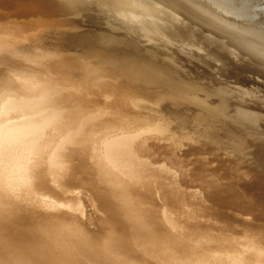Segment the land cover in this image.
<instances>
[{
	"label": "bare ground",
	"instance_id": "6f19581e",
	"mask_svg": "<svg viewBox=\"0 0 264 264\" xmlns=\"http://www.w3.org/2000/svg\"><path fill=\"white\" fill-rule=\"evenodd\" d=\"M222 1H213L218 10L211 0H0V264L73 262L71 256L61 255L65 252L58 245L70 248L79 264H106L98 262V249L109 252L108 260L113 257L116 264H140L151 258L147 251L157 252L151 250L156 243L144 245L150 237L140 239L137 219L134 224L129 220L136 218L134 211L124 209L126 203L118 194L130 192V185L138 188L137 197L145 202L142 216L157 221L160 231L154 234L159 239L168 227L173 237L167 240L190 256H203V264L226 263L229 256L224 261L219 257L229 248L237 258L245 256L232 241L213 236L211 227L203 224L211 220L200 216L212 208L221 211L222 206L253 216L258 195L236 191L222 176L241 162L239 152L247 153L245 166L254 173L264 170V18L256 23L246 19L251 23L247 24L241 16L246 26L235 25L240 16L232 13L231 19V8ZM221 10H227L231 23L222 20L226 13L219 18ZM59 73L71 75L75 88L91 89L90 98L74 96L69 88L70 93L52 92L62 87L63 82L56 80ZM39 147L44 152H37ZM72 147L89 149L92 167H105L118 158L115 176H109L114 180L105 182L100 175L106 184L101 183L94 175L99 170L92 167V178L98 181L88 172L80 176L88 167L86 159L71 151L62 156ZM58 156L63 157L58 162H64L65 176L51 172L48 167L53 165H40L55 162L52 159ZM34 172L38 184L56 178L62 186L69 185V195L49 190L54 183L42 184L38 189L43 193L35 194L37 187L30 192L31 182L37 184ZM81 183L93 189L88 204L94 214H85L87 230L76 189ZM185 185L197 187L200 195L190 198ZM139 186L147 189L142 192ZM205 198L210 206L202 209L199 200L205 203ZM111 207L118 216L130 214V222L124 217L120 224L117 219L121 229L104 233L92 229L102 216L105 220L115 213ZM112 221H102V226L110 228ZM235 226L248 233L245 225ZM254 244L264 256V239H255ZM93 246L97 249L90 252ZM80 247L89 250L84 254L91 263L87 258L83 262V253L78 255ZM245 260L246 256L237 263H254Z\"/></svg>",
	"mask_w": 264,
	"mask_h": 264
},
{
	"label": "rangeland",
	"instance_id": "374dc122",
	"mask_svg": "<svg viewBox=\"0 0 264 264\" xmlns=\"http://www.w3.org/2000/svg\"><path fill=\"white\" fill-rule=\"evenodd\" d=\"M213 1H219V3L222 1V0H211V2L213 3ZM224 2H225V0H223ZM222 1V2H223ZM230 1V0H229ZM228 0L224 3L228 8H231L232 9V11H231V9H229L228 11L229 12H231V13H229L230 15L233 13L235 16L236 15H238V17L240 16V18H235L234 20H238V21H240L241 19H242V17L244 16V20L245 21H247L248 19H250V21H254V23H256L255 21H258V20H261V19H263L264 18V0H231L230 2L232 3V4H229L230 2H229ZM227 2H229V3H227ZM216 3V2H215ZM213 5H214V7L216 6L214 3H213ZM234 8V10H233V8ZM216 8H217V6H216ZM220 9H221V7H219ZM215 10V8H212V10ZM218 9V8H217ZM216 9V10H217ZM219 10V9H218ZM225 11V12H224ZM213 12H215V11H213ZM217 12L218 11H216L215 13L217 14ZM220 12V13H219ZM218 12V14L217 15H219V14H221L222 12H223V14L224 13H226V14H224V18L225 19H223L222 18V20H228V21H230V23H231V19H232V17L234 16L233 14V16L231 15V19L229 20L227 17H228V13H227V10H221V11H219ZM228 14V15H227ZM227 15V17H225ZM242 16V17H241ZM222 17V15H219V18H221ZM237 17V16H236ZM240 19V20H239ZM247 19V20H246ZM237 20H236V22H237ZM245 21H240V23L239 22H237V23H239V24H235V25H243L242 24V22H244V25L243 26H246L245 25ZM253 23V24H254ZM232 24H234V21H232ZM247 24H251V23H249V21H247ZM55 37H57V36H55ZM129 39V38H128ZM157 51H159V52H161L160 50H157ZM163 51V50H162ZM160 56H164L163 54H159ZM54 76H56V75H54ZM57 76H58V78H56V80H58L59 82L61 81V82H63V84H62V87H57V88H55V89H53L52 90V92H56V91H65L66 93H70V92H68V88L70 89V91L72 90L73 91V95H74V93H76V94H78V95H81V96H84V97H86V98H90V95H91V89L89 90V91H87V90H85V89H83V88H75L70 82L72 81V79H70V78H72V76L71 75H69V74H66V75H64V73H59V74H57ZM60 77V78H59ZM77 89V91H75ZM75 96V95H74ZM77 98V97H76ZM90 103V102H89ZM46 132H48V131H46ZM88 136L89 135H91V134H87ZM85 146L87 145V144H84ZM204 147V146H203ZM42 148H38L37 149V152H39L40 150H41ZM69 149V148H68ZM72 149H73V147H72ZM74 149L76 150V148L74 147ZM70 150L69 149V151H67V150H64V152L66 151L67 153H62V154H60V155H62L63 157H64V155H66V154H68L70 151L72 152V154H74V155H76V156H80V158H81V160H84V159H86L85 161H83V163H84V166L85 167H87L88 165H92L91 163H92V159L89 157V156H87V155H89L87 152L89 151V149L87 150H85V148L83 149V148H77V151H75V150ZM80 149H82L81 151V153L79 152L80 151ZM220 149V148H219ZM42 152H44V150L42 149L41 150ZM46 151V150H45ZM84 151L87 153V154H85L84 153ZM48 152H50V151H48ZM77 152V153H76ZM80 153V154H79ZM111 153V152H110ZM201 153V152H200ZM82 154H83V156L85 155V157H83L82 156ZM202 154V153H201ZM111 155V154H110ZM36 156V155H35ZM34 156V157H35ZM62 156H60V158L62 157ZM91 156V155H90ZM239 156V157H238ZM63 157L60 159L59 158V156H58V160L57 159H52V160H55V162H52V161H48V162H45V161H43V162H40V165L42 166V168L43 167H45V166H43L44 164H46V165H48V164H50L51 166L53 165L54 166V169H55V167L56 168H59V170L57 169V171H56V169L54 170L53 169V166L52 167H50L49 165V167H48V169H50L51 170V172H53V171H55L56 173H59V172H61V175L63 174L64 176H65V174L64 173H62V170L63 169H65L63 166L65 165L64 164V162L62 163V164H60L58 161H64L63 160ZM83 157V158H82ZM88 157L91 159V161H88L87 159H88ZM94 157V156H93ZM111 157V156H110ZM206 158L207 157H209V158H211V155H206L205 156ZM204 157V158H205ZM237 158H239V160L241 161L240 163H238V165L235 167V168H232V170H228L229 172H226L227 173V175L226 176H222L223 174H222V172H220V170H221V167L220 168H217V169H219V170H217V172H219V174H220V178H221V176H222V178L225 180V181H227L228 183H231L232 185H234V189L236 190V191H238L239 189V191L238 192H241V193H244L245 195H251L252 194V196L253 197H255V196H257V199H256V197H255V199H254V201H253V203L255 204V206H253V208H254V213H252V215L253 216H251V215H246V212L244 213V214H240L239 212H236L235 210H233L232 208H228L227 209V207H225L224 208V206H222V209H221V211H227L228 213H226L225 215H223L222 213L223 212H221V211H217V210H213V208L212 207H210V208H212L211 209V211H210V213H207L206 212V214H204V215H202V213H200L199 215L200 216H203V217H205V218H208V220L210 219L211 221H207V222H204L203 224L206 226V224H207V226L206 227H211V229H212V233H213V236H215V237H220L221 238V236L223 237V238H225L227 241H232V242H230L234 247H235V249H236V251H243V252H245V256H246V259L248 260V261H250V260H252L253 259V264H264V256L262 255V253H260V251H258V250H255L256 249V246H255V244H254V240L256 239H259V238H262V239H264V231H261V230H263V224L261 225V224H259V223H261L260 221H264V170H257V172H255L254 173V171H252L248 166H245L246 164V160L249 158V156L247 155V153L245 152V154H244V152H239L238 153V155H237ZM245 158V159H244ZM50 159V158H49ZM48 158L46 159V160H49ZM89 159V160H90ZM113 159V158H112ZM112 159H111V161H112ZM34 160L37 162V160H36V158H34ZM51 160V159H50ZM117 160L119 161V159L117 158L116 159V161L113 159V161H115L114 163H115V165H114V163L113 162H109V164H110V166H108L109 164H106L105 165V167H108V168H105V167H102V168H100L97 164H95V166H88L87 167V169L90 167H92V169L94 170H99V172L97 173L95 170V176L98 174V180L101 182L103 179L105 180V182H106V179H108V181L109 180H114L113 178L111 179L109 176L112 174V173H114L115 174V171H116V169L117 168H113V167H117L118 166V162H117ZM66 161V160H65ZM77 161V160H76ZM51 162V163H50ZM56 162H57V164H56ZM86 162V163H85ZM87 162H89L88 164H87ZM107 163H108V161H106ZM42 163V164H41ZM48 163V164H47ZM59 163V164H58ZM81 163V162H80ZM111 163H112V166H111ZM242 163H243V165H242ZM57 166H56V165ZM78 164V163H77ZM59 165H60V167H59ZM75 165V164H74ZM236 165V164H235ZM80 166V168L82 167L83 168V170H84V166H82L81 164L79 165ZM240 166V167H239ZM111 167V168H110ZM247 167V168H246ZM46 168H47V166H46ZM45 168V169H46ZM81 168V169H82ZM89 168V169H90ZM109 168H110V170H109ZM237 168H238V170H237ZM38 169H40L39 167L37 168V171H38ZM47 169V171L46 172H50V170H48ZM86 168H85V172H84V174H82L83 172H81V173H79V175L80 176H83V175H87V172L88 173H91V172H93L94 173V171H92L91 169L89 170H87ZM100 169H103V170H100ZM104 169H106V170H104ZM113 169V170H112ZM248 169V170H247ZM53 170V171H52ZM115 170V171H114ZM234 170V171H233ZM101 171V172H100ZM102 171H104L106 174H107V176H108V178H107V176H105L104 175V172L102 173ZM114 171V172H113ZM243 171H245V172H243ZM35 172H36V169H35ZM34 172V176L33 177H35V180L37 179L38 180V177H36V173ZM50 172V173H51ZM231 172V173H230ZM236 172V173H235ZM246 172H247V176H248V178H247V180H245L246 179ZM93 173H91L92 174V176H91V178L92 177H94L93 176ZM102 173V174H101ZM110 173V174H109ZM232 173H233V175H232ZM234 173H235V175H234ZM260 173V174H259ZM60 174V173H59ZM82 174V175H81ZM117 174H119V173H116V175ZM262 174V175H261ZM102 176V178L101 177H99V176ZM104 175V176H103ZM113 175V174H112ZM261 175V176H260ZM37 176H38V174H37ZM72 176V175H71ZM113 176H115V175H113ZM246 176V177H245ZM118 177H119V175H118ZM118 177H116V178H118ZM234 177V178H233ZM235 177H236V179H235ZM259 177V178H258ZM72 178V177H71ZM97 178V176L95 177V179ZM101 178V179H100ZM54 179H56V178H54ZM54 179H51V181H47V182H44V181H42V182H39V184H38V181H37V184L35 183V182H31V185H30V192L32 191V193L34 192V190L33 189H35V187H37L36 189H35V194H37L36 192V190H39L38 188H43V186L45 185V183H47L46 185H51V184H53L52 185V188L51 189H49V190H54L53 192L56 194V192H55V190H57L58 192L57 193H62L63 195H66V193H68V195H69V192H70V190L72 189V188H70V186L69 185H66L67 187H65V183H63V186L61 185V183L59 184L58 182H55L56 180H54ZM92 179H94V178H92ZM94 179V180H95ZM248 179H250V181L248 180ZM53 180H54V182H53ZM71 180V179H70ZM98 180H95V181H98ZM103 180V181H104ZM118 179H116V181H117ZM252 180H253V183H251L252 182ZM72 181V180H71ZM101 182V183H104V182ZM220 181H221V179H220ZM237 181V182H236ZM243 183H242V182ZM246 181H247V183H246ZM259 181V182H258ZM44 182V183H43ZM49 182H51V183H49ZM99 182V183H100ZM245 182V183H244ZM35 184V185H33V184ZM137 183V182H136ZM242 183V184H241ZM250 183V184H249ZM42 184H44V185H42ZM56 184V185H55ZM59 184V185H58ZM84 183H81V185H82V191H81V189H80V186L81 185H77L76 186V189L78 190V193L80 192L81 194H79L80 196V201L82 202V207L81 208H79V209H83V213H82V222H84V224H83V226H85L86 224H85V222H86V219H87V217L89 216V215H93L94 213H92V212H94V211H92V209H89V207L90 206H92L91 204H88V203H90V200H91V198L93 197V194H92V188L91 187H87V184L85 183L84 185H83ZM104 184H106V183H104ZM125 184H127L128 185V182L127 183H125ZM242 186H241V185ZM253 184V185H252ZM259 184H260V186H259ZM41 185H42V187H41ZM54 185H55V187H54ZM57 185H58V187H57ZM229 185V184H228ZM239 185V186H238ZM247 185V186H246ZM32 186H34V187H32ZM84 186L86 187V188H84ZM138 186V185H137ZM237 186V187H236ZM257 186V187H256ZM64 187V188H63ZM190 187V188H189ZM189 187H186V185H185V187H184V189H186L187 191H188V196H190V198L191 197H195V198H197L200 194H199V189L197 188V187H194V186H189ZM193 187V188H192ZM259 187V188H258ZM90 190H89V189ZM137 187H132L131 185H130V192H128L127 193V191L125 192V194L123 195L122 193H120V192H118V194H120L119 196H121V198L123 199V201H125V203L126 204H124V202L122 203V205L125 207L124 209H126L127 207H128V209H126L127 211H128V213H129V211H131V213L133 212V214H134V217H136V218H134V220L131 218H129V215L126 213V215H128L127 217L126 216H124L125 218H126V222H130L131 220L133 221H131L133 224H134V221H135V226L139 229L138 230V233L140 232V234H141V236L142 237H140V234H139V237H140V239H142L143 238V236L144 235H146L147 237H150L149 239L148 238H144L145 239V246H149L150 245V247L151 246H153L152 244L155 242L156 244H154V246H153V248L151 249V250H153V249H157V252H153V251H147V252H150L149 254H150V256H151V258H146V259H149V260H146V259H144L143 261L144 262H142V263H144V264H147L148 263V261H149V263L148 264H170L171 262H173V264H180V263H182V264H196V262H198L197 264H203V263H201V261H202V259H204L203 258V256H201L202 258H197V257H195L194 255H192L191 254V256H190V254H187L186 252L184 253V251H183V249L179 246V245H176L174 242H172L171 240H170V242H169V240H167V239H169V238H171V237H173L172 236V234H170V231H167V229H168V227H166L165 229H163V232L161 233V234H158V236L160 235V239H159V237H157L156 235L157 234H154V232L156 231L157 233H159V231L157 230V228H156V226L155 225H157V221H155L154 220V218H152L151 216H149V217H143L142 216V208H143V205H145V202L144 201H142L141 199H139L137 196V191L136 190H138V188L136 189ZM139 188H141L142 190V192H145V190L147 189H145V187H142V186H139ZM144 188V189H143ZM251 188H254V189H251ZM257 188V189H256ZM24 189L26 190V188H25V185H24ZM80 189V190H79ZM83 189H84V191H83ZM86 189V190H85ZM88 189V190H87ZM196 189V190H195ZM243 189V190H242ZM263 189V190H262ZM42 190H44V189H42ZM65 190V191H64ZM248 190V191H247ZM259 190V191H258ZM41 190H39V193H43L42 191L40 192ZM63 191V192H62ZM69 191V192H68ZM91 193V196L89 197V195H90V193ZM132 191H134V192H132ZM148 191L149 192H151V190H149L148 189ZM246 191V192H245ZM65 192V193H64ZM94 192V191H93ZM132 192V193H131ZM53 193V194H54ZM86 193V194H85ZM95 193V192H94ZM127 193V194H126ZM134 193V194H133ZM201 193V192H200ZM249 193V194H248ZM260 193V194H259ZM25 194H27L28 195V192H27V190H26V192H25ZM128 194H130L131 196H129ZM86 195H88V196H86ZM135 196V197H133V196ZM194 195V196H193ZM263 196V197H262ZM29 197H31V196H29ZM55 195L54 196H52L51 198H52V200L53 201H55ZM56 197H57V195H56ZM58 197H59V195H58ZM96 197V196H95ZM50 198V199H51ZM54 198V199H53ZM136 198V199H135ZM138 198V199H137ZM82 199V200H81ZM85 199V200H84ZM87 199V200H86ZM97 199V198H96ZM262 199V200H261ZM133 200V201H132ZM137 200V201H136ZM241 199H239V201H240ZM105 201V200H104ZM115 201V200H114ZM113 200H112V202L114 203V206H116L115 205V202H114ZM132 201V202H131ZM138 201H139V203H138ZM102 202V201H101ZM106 202V201H105ZM105 202H102V204L104 205V206H107V205H109L107 202L105 203ZM135 202V203H134ZM199 202L201 203V208H202V206H203V208L202 209H204V207H209L210 206V204L209 203H207L208 202V200L205 198V203L203 202V201H201V200H199ZM259 202V203H258ZM92 203V202H91ZM130 203H132V204H130ZM241 203H243L242 202V200H241ZM257 203H258V208L256 207L257 206ZM93 204V203H92ZM107 204V205H106ZM127 204H129V206L127 205ZM137 205V207H135V205ZM203 204V205H202ZM89 205V206H88ZM94 205V204H93ZM112 206H113V204H111ZM120 205V204H119ZM138 205H139V207H138ZM205 205H207V206H205ZM261 205V206H260ZM95 206V205H94ZM130 206H132V207H130ZM96 207V206H95ZM110 207V205L109 206H107V208H109ZM96 208H98V207H96ZM131 208V209H130ZM132 208H134V209H132ZM100 209V208H99ZM111 209H113L112 207H111ZM141 209V210H140ZM261 209V210H260ZM98 210V209H97ZM101 210V212H103L102 211V209H100ZM210 210V209H209ZM87 211H88V213H87ZM113 211L115 212L116 210H114L113 209ZM261 211V212H260ZM91 212V213H90ZM201 212H204L203 210H201ZM235 212V213H234ZM116 213L117 212H115V213H113L112 215H109L108 216V218L107 219H105V220H103L105 217H103L102 215V219L100 220L99 219V223L98 224H96L95 225V227L97 228V229H95V227H91L92 229H94V230H96L97 232H100V233H104V232H107L108 230H118V228H120L121 229V227L120 226H118L117 225V221L119 220V223L120 224H122V219L124 218V217H121L120 216V214H119V216H118V214L116 215ZM138 213V214H137ZM230 213V214H229ZM33 216L32 217H35L34 216V211H33ZM88 215V216H86V215ZM133 214H131V215H133ZM234 214H237V215H235L236 216V219L235 220H233L232 219V216L234 217ZM114 215V216H113ZM138 215H140V216H138ZM206 215V216H205ZM142 216V217H141ZM221 216H223V217H221ZM226 216V217H225ZM115 219H114V218ZM118 217V218H117ZM212 217V218H211ZM214 217V218H213ZM240 217V218H239ZM247 217H249V218H247ZM260 217V218H259ZM112 218V219H111ZM128 218H129V220H128ZM144 218H145V220H144ZM109 219H110V221H112L113 219H114V221H112V224L110 225V224H108V226L110 227V228H108L107 226L104 228L103 226H102V221H104V222H107L108 223V221H109ZM118 219V220H117ZM139 219V220H138ZM142 219L144 220V221H142ZM219 219V220H218ZM230 219V220H229ZM248 219H250L249 221H247ZM152 220V221H151ZM123 221H125L124 219H123ZM140 222V223H138V222ZM217 221V222H216ZM144 222H146L147 224V226L145 225V223ZM214 222V223H213ZM249 222V223H248ZM110 223V222H109ZM118 223V224H119ZM144 223V224H143ZM149 223V224H148ZM152 223V224H151ZM238 225V227H239V225H245V228H243L244 230H247L248 231V233L247 232H245V231H243V230H241V229H237V227L235 226V225ZM99 225V226H98ZM114 225H117V226H114ZM139 227H138V226ZM150 225V226H149ZM153 225V226H152ZM210 225V226H209ZM234 225V228H230L231 226H233ZM253 225V226H252ZM87 226V225H86ZM84 227V229H88L87 227ZM155 226V227H154ZM142 227V230L140 231V228ZM146 227V228H145ZM152 227V228H151ZM157 227H158V225H157ZM112 228V229H111ZM116 228V229H115ZM144 228L146 229V230H144ZM159 228V227H158ZM230 228V229H229ZM92 229H89V230H92ZM99 229V230H98ZM148 229H150V231L149 232H151V233H148L147 232V230ZM156 229V230H155ZM218 229V230H217ZM80 230V229H79ZM144 230V231H143ZM237 230H239L240 232H236ZM81 231V230H80ZM84 231V230H83ZM167 231V232H166ZM211 231V230H210ZM152 232H153V234H152ZM169 232V233H168ZM179 232H181V231H179ZM179 232H173L172 231V233H173V235H176V233H179ZM242 232V233H241ZM182 234H183V232H181ZM149 234H151V235H149ZM163 234V235H162ZM185 235H186V233H184ZM149 235V236H148ZM162 235V236H161ZM187 235H189L188 233H187ZM138 236V235H137ZM146 236H144V237H146ZM155 236H156V239H154L155 238ZM169 236V237H168ZM259 236V237H258ZM260 236H262V237H260ZM199 237V236H198ZM163 238L165 239V240H163ZM152 239V240H151ZM158 239V241H160V242H158V243H160V245L158 244L157 245V241H155V240H157ZM148 241V242H147ZM162 241V242H161ZM165 241V244L163 243ZM98 241L96 240V243H97ZM147 242V243H146ZM152 242V243H151ZM166 242H168V243H166ZM172 242V243H171ZM252 242V243H251ZM102 243V242H101ZM100 242H98V244L100 245L101 244ZM148 243H149V245H148ZM250 243V244H249ZM161 244L163 245V246H161ZM171 246H170V245ZM173 244V245H172ZM97 245V244H96ZM239 245H240V247H239ZM156 246V247H155ZM160 246V247H159ZM176 246V247H175ZM165 247H168V248H165ZM180 247V248H179ZM58 248H60L62 251H64L65 253H61V255H69V256H71L73 259H74V261L72 262V261H70L69 263H67V264H79V263H77V260H75V258H77V257H75L74 255H73V253L74 252H72L71 250H70V248H68L69 250H67V249H64L63 247H61L60 245H58ZM83 248V247H82ZM81 247L80 248H77V252H78V255L80 256L82 253V255L80 256L81 257V259L83 260V262L85 261V262H87V260H88V262L90 261L88 258H87V256H86V254L87 253H89V250H86L85 251V249L83 250ZM163 248V249H162ZM252 248V249H251ZM97 249V247H95V246H93V248H91V250H90V252L91 251H93V250H96ZM165 249V250H164ZM174 249V250H173ZM176 249V250H175ZM183 251H181V250ZM248 249V250H247ZM83 252H82V251ZM160 250V251H159ZM178 250V251H177ZM179 250H180V252H179ZM225 250H228V249H225ZM71 251V252H70ZM81 251V252H80ZM98 262L100 261V262H102V261H104V260H106V264H108L109 262H111V263H115L116 264V261H115V259H113V257H112V259L110 260V258H111V256L109 255V252H107L106 250H104V249H98ZM103 251V252H102ZM162 251V252H161ZM166 251H167V253H166ZM170 251V252H169ZM174 251V252H173ZM235 251V252H236ZM249 251H251V253H248ZM68 252H69V254H68ZM84 252H87V253H85L84 254ZM101 252V253H100ZM105 252H107V253H105ZM173 252V253H172ZM176 252V253H175ZM41 253H43V252H41ZM105 253V254H104ZM156 253V254H155ZM178 253V254H177ZM163 255V256H161V255ZM169 254V255H168ZM180 254V255H179ZM183 254V255H182ZM184 254H186V256H187V258H186V256L184 255ZM108 255H109V260H108ZM155 255V256H154ZM158 255V256H157ZM68 256V257H69ZM86 256V257H85ZM101 256V257H100ZM107 256V257H106ZM160 256H161V258H160ZM165 256H166V258H165ZM179 256H181V257H179ZM182 256H185V260L183 259V257ZM227 256H229V259L228 258H226ZM230 256H231V258H230ZM237 256L238 255H235L234 254V250L232 251L230 248H229V250L226 252V254H223L222 256H220L219 258H221V260L222 261H224L223 259H228L227 260V262L226 263H224V264H235V262H236V264H239V263H237V260H239V259H242V260H244V258H245V256H243V258L242 257H239V258H237ZM256 256V257H255ZM260 256V257H259ZM100 257V258H99ZM154 259H153V258ZM162 257L164 258V259H162ZM173 257H174V259H175V257H177L174 261H172V259H173ZM190 257V258H189ZM218 257V256H217ZM70 258V257H69ZM84 258H87V260L85 259L84 260ZM143 258H144V255H143ZM189 258V259H188ZM223 258V259H222ZM256 258H258V260H256ZM99 259H102V260H99ZM167 261H166V260ZM184 261H183V260ZM191 259H192V261H191ZM235 259H237V260H235ZM82 260L80 261V263H82ZM157 260V261H156ZM161 260V261H160ZM187 260V261H186ZM189 260V261H188ZM201 260V261H200ZM234 260V261H233ZM263 260V261H262ZM147 263H146V262ZM154 261V262H153ZM156 261V262H155ZM170 261V262H169ZM183 261V262H182ZM190 261H191V263H190ZM206 261L207 262H209V261H211V260H209V258H207L206 259ZM229 261V262H228ZM234 263H233V262ZM248 261H246L245 260V262L244 263H248ZM122 262H124V263H127V262H125V261H122ZM122 262H121V264H122ZM141 262V261H140ZM158 262V263H157ZM167 262V263H166ZM187 262V263H186ZM189 262V263H188ZM232 262V263H231ZM89 263H91V261L89 262ZM104 263H105V261H104ZM120 264V262H117V264ZM136 263V262H135ZM135 263H133V264H135ZM142 263H140V264H142ZM215 263V262H214ZM99 264V263H98ZM101 264V263H100ZM103 264V263H102ZM127 264H129V262L127 263ZM131 264V263H130ZM172 264V263H171ZM205 264H209V263H206L205 262ZM222 264V263H221Z\"/></svg>",
	"mask_w": 264,
	"mask_h": 264
}]
</instances>
